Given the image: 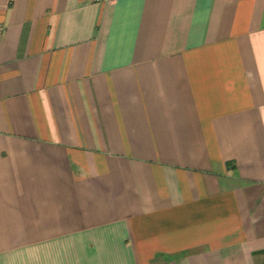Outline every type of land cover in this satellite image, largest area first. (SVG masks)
I'll return each mask as SVG.
<instances>
[{
	"label": "crops",
	"instance_id": "0c3cea01",
	"mask_svg": "<svg viewBox=\"0 0 264 264\" xmlns=\"http://www.w3.org/2000/svg\"><path fill=\"white\" fill-rule=\"evenodd\" d=\"M0 24V264H264V0Z\"/></svg>",
	"mask_w": 264,
	"mask_h": 264
},
{
	"label": "built area",
	"instance_id": "2783aa9c",
	"mask_svg": "<svg viewBox=\"0 0 264 264\" xmlns=\"http://www.w3.org/2000/svg\"><path fill=\"white\" fill-rule=\"evenodd\" d=\"M93 1L99 3V2H108V1H112V0H93ZM3 32H4V26L2 24H0V38L3 34Z\"/></svg>",
	"mask_w": 264,
	"mask_h": 264
}]
</instances>
